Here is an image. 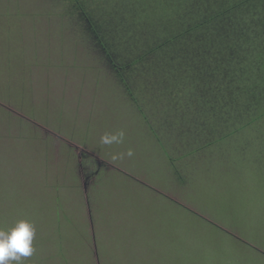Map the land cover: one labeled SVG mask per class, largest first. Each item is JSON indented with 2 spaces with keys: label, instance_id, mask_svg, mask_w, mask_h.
Listing matches in <instances>:
<instances>
[{
  "label": "rangeland",
  "instance_id": "1",
  "mask_svg": "<svg viewBox=\"0 0 264 264\" xmlns=\"http://www.w3.org/2000/svg\"><path fill=\"white\" fill-rule=\"evenodd\" d=\"M110 2L82 28L66 0H0V228L34 226L23 264H264V119L210 146L226 131L195 133L150 56L121 67Z\"/></svg>",
  "mask_w": 264,
  "mask_h": 264
},
{
  "label": "trees",
  "instance_id": "2",
  "mask_svg": "<svg viewBox=\"0 0 264 264\" xmlns=\"http://www.w3.org/2000/svg\"><path fill=\"white\" fill-rule=\"evenodd\" d=\"M92 1L66 0L82 28L101 6L113 8L111 0ZM118 2L123 7L116 6L114 17L121 20L105 38L109 49L124 70L150 56L149 67L155 64L162 72L156 75L176 88L178 110H186L191 100L200 102L204 119L195 133H227L210 146L264 119V0ZM99 15L103 22L105 14ZM155 56L160 61L155 63Z\"/></svg>",
  "mask_w": 264,
  "mask_h": 264
},
{
  "label": "clouds",
  "instance_id": "3",
  "mask_svg": "<svg viewBox=\"0 0 264 264\" xmlns=\"http://www.w3.org/2000/svg\"><path fill=\"white\" fill-rule=\"evenodd\" d=\"M125 132H105L100 137L101 145H119L124 143ZM134 151L129 148L126 152L111 154L112 161H121L125 157L132 158ZM35 228L30 221L19 219L10 227L0 228V264H23V259L33 255L35 249L33 240Z\"/></svg>",
  "mask_w": 264,
  "mask_h": 264
}]
</instances>
